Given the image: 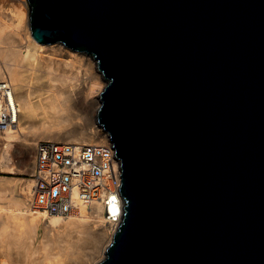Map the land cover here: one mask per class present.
Returning <instances> with one entry per match:
<instances>
[{"label": "water", "instance_id": "water-1", "mask_svg": "<svg viewBox=\"0 0 264 264\" xmlns=\"http://www.w3.org/2000/svg\"><path fill=\"white\" fill-rule=\"evenodd\" d=\"M93 58L121 222L97 264H264V0H28Z\"/></svg>", "mask_w": 264, "mask_h": 264}, {"label": "bare ground", "instance_id": "bare-ground-1", "mask_svg": "<svg viewBox=\"0 0 264 264\" xmlns=\"http://www.w3.org/2000/svg\"><path fill=\"white\" fill-rule=\"evenodd\" d=\"M28 3L0 0V79L12 84L19 106L17 128L0 134V170L8 173L16 170L10 157L16 147L30 158L24 171L31 174L40 140L104 144L108 139L97 124L106 85L95 61L61 43L38 42ZM33 184L32 178L0 179V264L100 261L120 221L107 224L105 205L99 203L91 208L78 203L66 217L33 211ZM109 211L118 214L112 203Z\"/></svg>", "mask_w": 264, "mask_h": 264}, {"label": "built area", "instance_id": "built-area-1", "mask_svg": "<svg viewBox=\"0 0 264 264\" xmlns=\"http://www.w3.org/2000/svg\"><path fill=\"white\" fill-rule=\"evenodd\" d=\"M18 124L14 89L9 80L0 79V134L16 129ZM121 174L120 159L109 139L104 144L40 140L31 174L32 209L66 217L76 212L78 203L90 208L99 203L105 205L106 223L114 226L123 215ZM110 203L116 205L117 216L110 214Z\"/></svg>", "mask_w": 264, "mask_h": 264}, {"label": "rangeland", "instance_id": "rangeland-1", "mask_svg": "<svg viewBox=\"0 0 264 264\" xmlns=\"http://www.w3.org/2000/svg\"><path fill=\"white\" fill-rule=\"evenodd\" d=\"M4 9H9V10L12 9L11 4H5L4 5ZM105 85H106V82L104 80L103 87ZM10 157H11V162L13 164V167L16 170L14 172H12V173L2 172L0 170V179H13L15 181H23L24 179H30L32 173L30 174V173L24 171L25 164L28 161V159H30V158H28V157L23 158L22 155H21V152H20L19 148H17V147L14 148V149H12V150H10ZM0 187H2V186L0 185ZM100 261H98V262H100Z\"/></svg>", "mask_w": 264, "mask_h": 264}]
</instances>
